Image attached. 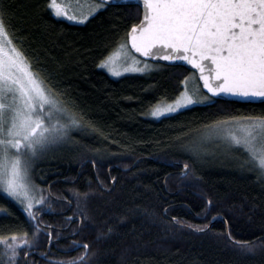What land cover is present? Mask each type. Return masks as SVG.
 I'll use <instances>...</instances> for the list:
<instances>
[{
    "label": "trees",
    "instance_id": "obj_1",
    "mask_svg": "<svg viewBox=\"0 0 264 264\" xmlns=\"http://www.w3.org/2000/svg\"><path fill=\"white\" fill-rule=\"evenodd\" d=\"M3 6L14 44L83 118L29 169L46 200L39 236L18 264L78 259L85 250L74 238L90 246L87 264H264V177L238 157L202 156L194 143L216 121L264 115V101L212 98L149 119L195 73L149 62L150 71L113 79L99 67L139 23L134 5H109L82 24L56 18L48 0ZM35 223L0 195V237L27 232L31 240Z\"/></svg>",
    "mask_w": 264,
    "mask_h": 264
},
{
    "label": "snow or ice",
    "instance_id": "obj_2",
    "mask_svg": "<svg viewBox=\"0 0 264 264\" xmlns=\"http://www.w3.org/2000/svg\"><path fill=\"white\" fill-rule=\"evenodd\" d=\"M111 3L48 0V7L55 17L82 24ZM85 5L87 11L83 10ZM134 6L141 13L139 23L132 25L124 42L102 59L99 67L115 76L121 74L117 66L137 72L151 67L147 61L143 67H136L142 61L131 50L146 58L184 61L198 71L193 78L202 81V88L211 94L201 95L200 86L191 93L186 88L174 105L155 108L153 116L211 101L212 97L264 100V0H136ZM4 11L0 0V192L21 204L29 220L36 221L31 240L27 232L0 237V264H18L20 252L31 249L41 231L38 212L42 209H33L46 200L35 195L42 190L30 184L32 162L49 145L67 138L83 118L14 44L5 26ZM201 139H218L229 149H243L249 157L246 163L264 175V115L216 121L206 127ZM188 168L185 164L184 175ZM83 195L86 199L88 194ZM48 236L51 238V233ZM75 246L85 251L67 264H87L90 246Z\"/></svg>",
    "mask_w": 264,
    "mask_h": 264
},
{
    "label": "rangeland",
    "instance_id": "obj_3",
    "mask_svg": "<svg viewBox=\"0 0 264 264\" xmlns=\"http://www.w3.org/2000/svg\"><path fill=\"white\" fill-rule=\"evenodd\" d=\"M74 7H76V5L74 4L73 5ZM83 10L84 11H87V6L85 5L84 6V8H83ZM56 18H58V17H56ZM58 19H63V20H66V19H64V18H58ZM66 21H68V20H66ZM68 22H70V23H74V24H76L75 22H71V21H68ZM78 24H81V23H78ZM137 57V56H136ZM137 59H139V60H141L142 61V63L141 64H139V65H136V67H143V61H145V60H143V59H141V58H138L137 57ZM149 65H150V63L149 62H147ZM128 65H131V61L129 60L128 61ZM128 65H125V67L126 66H128ZM111 78H113V79H118V78H120V77H123V76H126V75H134V74H142V72H137V71H124V67H120V66H117V70L118 71H120V75L119 76H115V75H113L111 72H109L108 71V69H106V68H102ZM150 68H148V70H149ZM150 71V70H149ZM143 72H145V71H143ZM190 76H188V79H187V81L186 80H184V84H183V92L182 93H184L185 92V89L187 88V90L189 91V93H191L196 87H197V82H196V79H194L193 77H194V75L193 74H189ZM201 95H203L202 93H201ZM181 98V95H179V97L175 100V101H172V102H170V103H167V104H164V103H162V104H159V105H157L156 107H154L149 113H148V115H147V117L149 118V119H153V120H156V119H160V118H163V117H166V116H169V115H174V114H176V113H178V112H180V111H182V110H185V109H187V108H190V107H193V106H196V105H201V104H206V103H209V101H203V102H198V103H193V104H188V105H185V106H182V107H180V108H177V110L176 111H174V112H165L163 115H161V116H153L152 115V112H153V110L155 109V108H157V107H160V108H165V107H167V106H169V105H174L175 103H176V101L178 100V99H180ZM194 99H199V97H196V96H194L193 97ZM203 134L204 133H201V134H199L197 137H195L194 139H195V141H194V143H196L195 144V147L197 148V152L199 153V154H201L202 156H205V155H208V157L210 158H221L222 156H229V157H238V158H240V160L242 161V162H244V163H246V161L249 159V157H248V154L243 150V149H238V148H235V147H233V148H231V149H229L225 144H224V142H222V141H220V140H218V139H205V140H203V142L202 143H200V144H198L197 142H200V139L202 138V136H203ZM57 147V143H55V144H52V145H49L48 147H47V149L42 153V154H38V156L34 159V161L32 162V165L34 164V163H36V159L37 158H41V157H43V156H45L46 154H48V153H50L51 151H53L55 148ZM235 155V156H234ZM205 157H207V156H205ZM224 158V157H223ZM240 162V161H239ZM242 162H240V163H242ZM248 164V163H247ZM32 167V166H31ZM30 167V168H31ZM256 169V168H255ZM261 174V173H260ZM262 175V174H261ZM263 177H264V175H262ZM29 180H30V178H29ZM30 184L31 185H34L32 182H31V180H30ZM40 189V188H39ZM0 195H2V196H4L5 198H7L9 201H12L18 208H20L21 209V211H22V214L24 215V217L26 218V220L29 222V224H33V222L34 221H30L29 220V218H28V216H27V214L23 211V206L21 205V204H19L18 202H16V201H14V200H12L11 198H9V197H7L5 194H3L2 192H0ZM35 195H37V196H39V195H43L45 198H46V196L43 194V192L42 191H40V192H36L35 193ZM41 206L42 205H36L35 207H34V211L36 210V208H41ZM39 213V212H38ZM39 215V214H38ZM72 218V217H71ZM72 220V219H71ZM27 258L28 257H26L25 256V261L27 260Z\"/></svg>",
    "mask_w": 264,
    "mask_h": 264
},
{
    "label": "water",
    "instance_id": "obj_4",
    "mask_svg": "<svg viewBox=\"0 0 264 264\" xmlns=\"http://www.w3.org/2000/svg\"><path fill=\"white\" fill-rule=\"evenodd\" d=\"M136 3V0H112V3L110 5H135ZM140 19H141V16H140ZM129 48H130V43H129ZM132 53L137 56L138 58H141L145 61H148V62H151V63H158V64H164V65H169V66H183L184 68H186L187 70H190V71H193L195 73L196 76L199 75L198 71L193 69L191 67V65H188L186 62L184 61H173V62H170V61H164L162 59H159V58H146V57H143L141 56L140 54L138 53H135L134 50H131ZM199 85H200V88L202 90V92L208 96H211L210 93H207V90L206 89H203L202 88V84L203 82L202 81H199L197 79ZM214 99H218V100H222L224 102H235V103H242V104H248V103H261L263 102L264 100L262 99H259V98H242V97H233V96H228V97H223V98H218V97H212ZM183 167V171H185L184 169V165H181ZM189 170V168H188ZM187 170V172H188ZM184 173V172H183ZM183 176H185L183 174ZM112 186H113V183H111V190H112ZM75 220V219H73Z\"/></svg>",
    "mask_w": 264,
    "mask_h": 264
},
{
    "label": "flooded vegetation",
    "instance_id": "obj_5",
    "mask_svg": "<svg viewBox=\"0 0 264 264\" xmlns=\"http://www.w3.org/2000/svg\"><path fill=\"white\" fill-rule=\"evenodd\" d=\"M72 218L75 219V220L70 221L71 228L74 227L75 224H78V228H79V227H80V225H79L80 222L78 221V218L75 217V216L72 217ZM72 234H73V233H72ZM76 234H77V233H74V234H73V237H76ZM74 239H75V238H74ZM74 239H73L72 243H73V246L76 248L75 245H80L81 242L79 243L77 240H74ZM78 248H80V247H78Z\"/></svg>",
    "mask_w": 264,
    "mask_h": 264
}]
</instances>
